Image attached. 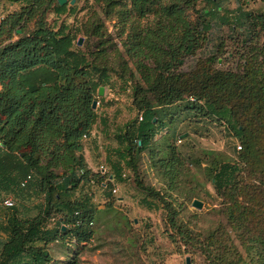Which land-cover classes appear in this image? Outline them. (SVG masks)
Wrapping results in <instances>:
<instances>
[{"label": "trees", "instance_id": "obj_1", "mask_svg": "<svg viewBox=\"0 0 264 264\" xmlns=\"http://www.w3.org/2000/svg\"><path fill=\"white\" fill-rule=\"evenodd\" d=\"M71 1L60 6L58 0H3L20 8L2 20L0 37L6 34L12 38L19 30L22 33L16 40L0 44V193L33 189L45 196V207L34 217L22 215L15 208L16 202L7 207L6 216L0 217L5 235L0 264H49L50 244L72 238L81 244L93 235L96 209L91 204L92 195H81L78 200L75 194L84 185L95 186L101 178L87 167L82 152L85 136L90 138L100 119L93 102L100 87H109L110 78L107 66L98 65L82 48H75V43L80 46L79 39L67 27L55 31L48 25L51 13L62 16L76 12ZM162 1L102 0L107 17L116 14L122 18V29L132 18L159 19L155 27L143 31L141 41L140 35L135 38L139 55L153 66L139 62L141 82L135 86L134 105L143 121L138 117L118 136L120 161L137 174L136 158L153 145L167 121L171 127L175 119L178 121L179 103L186 106L185 119L208 117L224 122L244 145L241 157L252 158L255 141L262 133H255L250 124L264 121V66L251 60L244 66L245 76L204 73L200 85L188 82L178 68L200 48L203 36L214 28L211 18L219 16L223 8L218 0H203L212 9H204L192 23L187 11L201 0H169L167 6ZM235 20L233 27L246 28L251 39L252 35L256 41L264 37V12L240 11ZM31 22H35V29L27 32ZM93 25L83 27V33L101 37L104 24L97 21ZM219 93L226 99L218 97ZM171 127L169 136L174 139L177 132ZM168 149L174 157L168 165L174 171L175 148L169 145ZM111 168L112 178H126L121 164L113 163ZM209 168L219 192L231 190L241 170L239 164L220 158V154ZM28 176L31 179L22 188ZM102 187L112 196L114 188L109 189V184ZM143 191L152 199H163L153 188L144 187ZM53 219L55 227H46Z\"/></svg>", "mask_w": 264, "mask_h": 264}, {"label": "rangeland", "instance_id": "obj_2", "mask_svg": "<svg viewBox=\"0 0 264 264\" xmlns=\"http://www.w3.org/2000/svg\"><path fill=\"white\" fill-rule=\"evenodd\" d=\"M169 3L162 1L164 6ZM218 3L223 10L211 18L213 30L203 36L200 48L178 68L188 82L200 85L205 80L204 73L213 77L245 76L244 66L251 60L264 66V37L256 41L254 35L252 39L247 35L246 28L233 27L240 11L263 13L264 3L260 0H218ZM12 6L20 7L0 3V18L4 19ZM75 6V13L49 14L47 23L55 31L67 27L76 38L83 39V45L75 43V48H82L91 61L108 67L110 85L105 87V103L98 109L100 118L107 121V137L100 140L102 150L93 166L100 180L95 186L84 185L75 194L78 200L81 195H92L91 204L96 209L91 225L93 235L81 244L74 238L50 244L49 264H188L187 260L189 264H264V121L250 124L255 133L262 135L255 141V155L244 160L241 155L245 154V148L238 149L239 145L244 147L242 141L224 122L208 117L185 119L186 106L179 103L178 121L175 119L172 127L167 121V127L160 131L153 145L136 158L135 174L120 161L117 138L127 124L139 117L134 105L135 86L141 82L139 62L153 64L139 55L136 46L145 37L143 31L155 27L159 19L132 18L122 29V18L116 14L107 17L102 0H75ZM206 8L212 6L198 1L187 11L189 20L196 23ZM97 21L104 24L101 37L83 33V27L92 28ZM34 29L35 22L26 26L27 32ZM17 35L18 32L12 38L1 36L0 44L16 40ZM217 96L226 99L221 93ZM169 127L177 132L174 139L169 136ZM169 145L174 146L177 158L174 171L168 165L174 160ZM106 147L113 150L111 163L121 164L126 174L122 181L112 178L111 165L100 159V154L107 153ZM217 154L241 166L231 190L219 192L212 182L209 166ZM173 174L175 178L171 177ZM102 184L116 188L117 193L107 196ZM144 187L153 188L163 199L150 198ZM8 197L15 200V208L27 217H34L45 207V196L33 189L3 191L2 218L8 210L3 203ZM194 200L204 203L202 210L193 207ZM55 224L48 222L46 227L54 228ZM1 233L0 229V248L5 240Z\"/></svg>", "mask_w": 264, "mask_h": 264}, {"label": "crops", "instance_id": "obj_3", "mask_svg": "<svg viewBox=\"0 0 264 264\" xmlns=\"http://www.w3.org/2000/svg\"><path fill=\"white\" fill-rule=\"evenodd\" d=\"M11 5H13V4H11ZM12 8H13V10L8 12V14L18 10L20 7L16 9V8H14V6H12ZM105 94H106V91H105ZM103 102L105 103V100H101V104H103ZM99 106H98L97 110L99 109ZM106 123H107V121L104 118H100L98 123L95 125L89 140L84 142V149L82 152V156H83V159H84L87 167L94 172H95V170H94L93 166L95 165V160L98 158L96 155L99 154L102 150V146H99V144L101 142L100 140L104 139L105 136L107 137V134L105 131ZM98 128H101L102 130L98 131L97 130ZM112 151L113 150L111 148L106 147L107 153H105L103 156H102V154H100L101 155L100 159L101 160L105 159L106 162H108L110 165L113 164V163H111L112 158L110 156Z\"/></svg>", "mask_w": 264, "mask_h": 264}, {"label": "water", "instance_id": "obj_4", "mask_svg": "<svg viewBox=\"0 0 264 264\" xmlns=\"http://www.w3.org/2000/svg\"><path fill=\"white\" fill-rule=\"evenodd\" d=\"M1 1H3V0H1ZM67 2H68V0H58V3H59L60 6L65 5ZM74 4H75V0H72V1H71V6H73ZM21 33H22V31L19 30V31H18V34H21ZM79 45H80V46L83 45V39H80V40H79ZM105 91H106V90H105L104 87H100L99 90H98V97H99V98H103V97H105ZM97 103H98L97 100H95V101L93 102V106H92V107H93L94 110H97V107H98ZM154 122H156V120H154ZM140 144H141V142H140ZM203 206H204V203H203L202 201H200V200H194V202H193V207H194V208H196V209H198V210H202V209H203ZM64 229H65V228H64ZM187 263L189 264V263H190V260H187Z\"/></svg>", "mask_w": 264, "mask_h": 264}, {"label": "built area", "instance_id": "obj_5", "mask_svg": "<svg viewBox=\"0 0 264 264\" xmlns=\"http://www.w3.org/2000/svg\"><path fill=\"white\" fill-rule=\"evenodd\" d=\"M2 20H3V18H0V24L2 23ZM96 100L98 101L97 105L99 106V105L101 104V102H100V100H99V97H97ZM191 100L194 101V99H191ZM139 120H140V121H143V116H142V115H139ZM88 139H89V137L85 136L84 140L86 141V140H88ZM238 149L241 150V149H242V146L239 145V146H238ZM124 176H125V175H124ZM30 179H31V176H28V178H27L26 180H24V181L21 183V187H22V188L25 187V186L28 184V181H29ZM112 192H113L114 194L117 193V189L114 188V189L112 190ZM3 203H4L5 207H12V206L15 204V200H14L12 197H8V198H6V199L4 200ZM51 222L53 223V222H55V220L53 219V220H51Z\"/></svg>", "mask_w": 264, "mask_h": 264}]
</instances>
